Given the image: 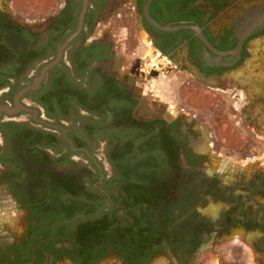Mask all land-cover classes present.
Listing matches in <instances>:
<instances>
[{
  "label": "flooded vegetation",
  "instance_id": "af4514ba",
  "mask_svg": "<svg viewBox=\"0 0 264 264\" xmlns=\"http://www.w3.org/2000/svg\"><path fill=\"white\" fill-rule=\"evenodd\" d=\"M148 2L89 0L79 32L84 0L45 24L0 0V264H264V0L152 1L206 41L154 27ZM127 6L156 53L232 95L231 159L120 59Z\"/></svg>",
  "mask_w": 264,
  "mask_h": 264
},
{
  "label": "rangeland",
  "instance_id": "374dc122",
  "mask_svg": "<svg viewBox=\"0 0 264 264\" xmlns=\"http://www.w3.org/2000/svg\"><path fill=\"white\" fill-rule=\"evenodd\" d=\"M62 1L11 0V3L12 8L21 13L22 19L36 24H45L50 15L59 11ZM131 1L134 0H128V2ZM115 14H122L121 19L113 21L115 22L113 27L121 32L117 33L118 38L123 39L120 43L123 49L120 59H123L128 67L134 65L135 71L143 75L142 83L145 84L147 90L161 91L157 93L161 96L160 100L163 97L169 99L171 102L167 105L173 106V111L185 112L188 119L195 120L205 128L204 134L212 143L215 155L231 159L236 146L233 125L235 103L232 95L213 90L207 92L197 77H189L177 69L178 65L156 53L149 38L141 33L143 29L138 19L133 16L131 6L124 9L118 8ZM218 22L220 23V20ZM114 35L113 32L112 36ZM182 56L183 53L178 54V57ZM247 64L246 62L241 69H245ZM140 69L144 72L140 73ZM211 211L215 209L212 208Z\"/></svg>",
  "mask_w": 264,
  "mask_h": 264
},
{
  "label": "water",
  "instance_id": "95a60500",
  "mask_svg": "<svg viewBox=\"0 0 264 264\" xmlns=\"http://www.w3.org/2000/svg\"><path fill=\"white\" fill-rule=\"evenodd\" d=\"M152 1L153 0H149L147 5L145 6V16H146V19L148 20V22L151 23L154 27H156L157 29L162 30V31H178V30H183V29H191V30L195 31L202 40L206 41L205 38L203 37V35L201 34V31L197 27L187 26V25L171 26V25H160V24H158L149 14V7H150ZM88 2H89V0H84V8H83L82 15H81L80 21H79V32L81 31V29L83 27L84 16H85V13H86L87 8H88ZM76 35H74V36H76ZM73 37H71V39H73Z\"/></svg>",
  "mask_w": 264,
  "mask_h": 264
},
{
  "label": "trees",
  "instance_id": "16d2710c",
  "mask_svg": "<svg viewBox=\"0 0 264 264\" xmlns=\"http://www.w3.org/2000/svg\"><path fill=\"white\" fill-rule=\"evenodd\" d=\"M155 1H157V0H155ZM159 19H161L160 17H159ZM168 51V50H167Z\"/></svg>",
  "mask_w": 264,
  "mask_h": 264
}]
</instances>
